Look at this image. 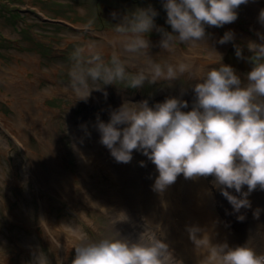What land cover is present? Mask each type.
<instances>
[{
  "label": "rangeland",
  "instance_id": "rangeland-1",
  "mask_svg": "<svg viewBox=\"0 0 264 264\" xmlns=\"http://www.w3.org/2000/svg\"><path fill=\"white\" fill-rule=\"evenodd\" d=\"M149 6L158 13L154 17L155 24L171 32L162 0H0V117L8 122V126L0 123V259L3 264H34L40 251L46 253L49 264H71L74 249L63 248L66 241L64 235L59 234L63 230L60 225L78 222L95 238L112 232L129 237L124 231L134 223L112 225L109 217L121 210L125 212L124 209L135 210L145 221L160 225L165 234L180 227L185 200L177 210L174 206L176 191L164 192L162 196L153 191L158 175L155 165L136 151L130 163H117L99 142L96 129L94 134L98 135L91 134L90 124L95 127L97 116L107 122L110 111L125 100L146 99L149 106L168 97L193 101L191 85L195 81L181 78L175 82H145L137 89L107 85L104 86L106 98L102 92L94 91L86 102L75 100L71 93L64 91L72 49L90 40L105 42L111 24L137 8ZM262 9L264 0H248L236 10L237 19L233 23L219 28L206 25L204 41L214 44L205 46L202 41L191 53L209 67L228 65L223 60L228 46L235 44L247 49L249 41L260 42L257 33L264 34V29L258 30L250 22L258 21ZM89 20L93 21L92 29L86 31ZM229 31L234 39L218 43ZM237 31H242V36L236 35ZM147 39L151 43L149 55L159 59L162 54L160 33L153 28ZM246 51L245 58L251 55ZM123 56L128 61L129 72L148 71L139 59L128 54ZM29 57H33L36 66L32 67ZM245 62L251 68L246 59ZM233 69L246 83L249 71ZM8 77L14 79L17 87L14 92L9 89L5 94ZM25 81L34 83V89L28 90ZM192 101L182 111L190 110ZM17 116L26 138L24 146L34 158V168L26 149L16 140L21 132L16 126ZM78 152L85 159L83 166ZM141 161L144 167L140 166ZM49 163L52 164L50 180L46 183L35 179L36 169L48 175ZM213 180L211 176L185 179L179 175L176 188L184 186L193 205L204 209L212 230L233 235L223 240L230 247L249 244L258 254L264 253V190H254L250 194L251 208L235 213L228 201L221 199ZM229 191L239 195L232 189ZM176 196L182 199V192ZM257 208L261 210L258 219L253 215ZM241 214L245 217L243 221L237 219ZM44 223L48 229L44 228ZM142 230L134 229L132 235ZM55 236L61 245L59 249L51 244L50 239Z\"/></svg>",
  "mask_w": 264,
  "mask_h": 264
},
{
  "label": "clouds",
  "instance_id": "clouds-1",
  "mask_svg": "<svg viewBox=\"0 0 264 264\" xmlns=\"http://www.w3.org/2000/svg\"><path fill=\"white\" fill-rule=\"evenodd\" d=\"M246 3L248 0H162L171 32L155 24L158 13L151 6L137 8L111 24L105 42L86 41L69 54L64 91L75 100L86 102L94 91L102 92L106 98L107 85L137 89L145 82H175L181 78L195 81L191 85L194 99L188 111H182L189 107L188 102L176 97L152 106L146 99L125 100L110 111L107 122L99 116L96 119L99 142L117 163H130L136 151L155 165L158 175L152 188L161 196L179 175L185 179L211 176L213 187L233 212L239 213L242 208H251L249 194L257 188L264 190V34L257 33L259 43H247L251 55L246 58L236 47V57L251 64L246 83L232 67H209L191 53L205 40L206 25L219 28L233 23L236 10ZM258 21L264 26V9ZM92 25L89 20L85 30L90 31ZM153 28L161 35L159 59L149 55L151 43L147 34ZM233 39L234 34L229 31L218 43ZM123 54L139 59L148 71L129 72ZM140 166H145L143 161ZM245 186L247 191L243 190ZM230 189L239 195H233ZM104 210L108 215V210ZM260 211H254L255 218H259ZM109 217L112 225L128 220L122 210ZM237 219L243 221L245 217L241 214ZM43 226L48 229L46 223ZM60 227L63 230L59 234L74 249L71 264H183L164 242L161 226L148 221L135 239L119 232L95 238L78 222ZM186 231L195 264H264V253L258 254L249 244L230 247L227 242L214 243L211 234L197 225L186 226ZM56 237L50 240L52 247L59 249ZM34 264H49L46 253L38 252Z\"/></svg>",
  "mask_w": 264,
  "mask_h": 264
},
{
  "label": "bare ground",
  "instance_id": "bare-ground-1",
  "mask_svg": "<svg viewBox=\"0 0 264 264\" xmlns=\"http://www.w3.org/2000/svg\"><path fill=\"white\" fill-rule=\"evenodd\" d=\"M251 25L260 30V29H264V27L259 23V21H255V22H250ZM240 33H242V31H237L235 34L236 35H240L242 36ZM211 44H214L213 41H204V45L205 46H210ZM217 44V40H215V45ZM196 57H198L196 55ZM199 58V57H198ZM28 61H31L32 62V67L36 66L35 65V60L33 59V57H29L28 58ZM198 62L201 63V60L200 58L198 59ZM202 64V63H201ZM18 72H20L19 70H17ZM28 86L26 85V88L28 90H32L34 89L35 85L34 83H32L31 81H25ZM25 82H20V83H25ZM7 85H5V89H4V93L7 94L8 90L10 89L12 92L13 89L15 87H17V85L14 83V79H12L11 77H8L7 81L5 82ZM187 102H190L192 100H186ZM15 113H17V110H15ZM18 116H17V120H16V126L19 128L18 130L21 131L20 132V135L18 136V134L16 135V140L19 142V145L21 148H25L27 153L29 154L28 159L30 161V164H31V168H34L35 166V163H34V158H33V155H32V152L28 150L27 147L24 146V142L26 140L25 138V134H24V131H22L21 129V126H20V122L18 120ZM0 123L2 126H8V122L6 121V119L0 117ZM15 126V127H16ZM88 127V126H87ZM90 127H92V130H93V133H91L94 137H96L98 135V133L95 135L94 132H95V127H93L91 124H90ZM89 128V127H88ZM22 137L23 140H20L19 137ZM76 148V146H75ZM83 153V152H81ZM78 157L80 159V165L83 166L84 163H85V159L83 158V155H81L79 152H78ZM27 161V162H29ZM50 166H49V172H48V175H45L44 173H40L37 169L36 171L34 172V178L35 179H38L40 181H43V182H48L51 178V175H50V171L52 169V164L49 163ZM176 182H177V179L175 181V183H173L172 185H170L165 193H171V192H175V197H176V205L175 208L178 210V208L182 207L180 204L183 203V201L185 200V204L183 205V209L180 213V220H181V223H180V227H178L175 232H172L170 234H165V237H164V242L168 243L170 248L173 250L174 252V255L176 256V258L178 259H182L181 258V255L180 253L182 254V256L184 257V260H183V264H195V257H194V254H193V245L191 244V242L189 241L188 239V234H187V231H186V226H190V225H197L201 228H204L206 229L210 234H211V237H212V241L214 243H220V242H224L225 241V238H232L233 235H228L226 233H223L221 232L220 230H217V229H214L212 230L210 227H209V220L205 214V211L202 207H196L193 205V201L190 199H188V196H187V191L185 189L184 186H181V187H177L176 188ZM217 189V188H215ZM244 191H247L246 189V186L244 187L243 189ZM178 192H182V199H179L176 195ZM264 196V192L262 194ZM184 197V198H183ZM166 200H168V197L165 196L164 197ZM221 199L222 200H226L222 195H221ZM248 199L251 200V197H250V194L248 196ZM123 203H125V205L123 206V208L126 206V202L123 200ZM130 205V204H129ZM262 205H263V210H264V199H262ZM125 210V213L128 217V220L126 221V225H131V223H134L132 225V227H129L126 231V235L129 234V237L130 238H136L138 233H136L134 236L132 235L134 229H139V228H144V224H145V220L143 219V216H141L139 213H137V211L135 212V210L132 212V210H129V209H124ZM138 223V224H136ZM143 224V226H142ZM122 226H120L121 228ZM224 240V241H223ZM240 246V245H239ZM65 247H68L67 244L65 243L63 248Z\"/></svg>",
  "mask_w": 264,
  "mask_h": 264
},
{
  "label": "water",
  "instance_id": "water-1",
  "mask_svg": "<svg viewBox=\"0 0 264 264\" xmlns=\"http://www.w3.org/2000/svg\"><path fill=\"white\" fill-rule=\"evenodd\" d=\"M238 45L231 44L230 46L227 47V50L225 51L223 55V60L225 63H227L230 67H233L239 71H250L251 68L246 64L244 58L238 59L235 55V50ZM240 47V46H238ZM241 52H242V57H244L247 54V49L240 47Z\"/></svg>",
  "mask_w": 264,
  "mask_h": 264
}]
</instances>
